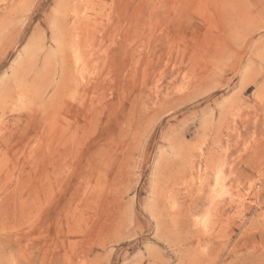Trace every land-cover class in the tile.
Instances as JSON below:
<instances>
[{"label":"rangeland","instance_id":"obj_1","mask_svg":"<svg viewBox=\"0 0 264 264\" xmlns=\"http://www.w3.org/2000/svg\"><path fill=\"white\" fill-rule=\"evenodd\" d=\"M58 2L0 0V264H264V0H90L83 75Z\"/></svg>","mask_w":264,"mask_h":264},{"label":"bare ground","instance_id":"obj_2","mask_svg":"<svg viewBox=\"0 0 264 264\" xmlns=\"http://www.w3.org/2000/svg\"><path fill=\"white\" fill-rule=\"evenodd\" d=\"M19 3V2H18ZM88 3H90V0H59L58 2V15H60L59 17V21H60V26H58V31H57V38L55 40V43L57 44V47H59V49L61 50V52L64 53L65 55V63H64V72L65 73H70V74H75V75H81L84 71L89 70V67L87 65V61H86V55L88 54V50H86L87 48H84V29H86V27H88L89 25V21L88 20H92L90 19L89 14L87 13L90 6H88ZM83 4V9L82 10H75L77 8L78 5H82ZM93 4V3H92ZM101 4V3H100ZM18 5V4H17ZM102 5H104L102 3ZM105 7V5H104ZM103 8V7H102ZM93 10V9H92ZM100 10V9H99ZM102 10V9H101ZM95 14V13H94ZM93 16V15H92ZM98 16V15H97ZM68 21L70 23H68ZM101 21V20H100ZM98 22V21H97ZM108 22V20L106 21ZM90 23L92 24V22L90 21ZM96 23V20H95ZM94 23V24H95ZM90 24V25H91ZM98 25V24H97ZM94 26V25H93ZM90 28H88L89 30ZM93 30V29H92ZM87 31V30H86ZM73 32V33H72ZM88 33V32H87ZM90 34V33H89ZM91 37V36H90ZM86 39V37H85ZM91 40V38H89ZM87 40V39H86ZM89 40V41H90ZM91 43V42H90ZM88 42V44H90ZM87 44V45H88ZM90 48V47H89ZM31 51H33L32 48H27L24 51V54L26 56L29 57L31 53ZM95 51V50H94ZM95 55V52H93ZM91 54V53H90ZM32 57V56H31ZM90 58V57H89ZM96 58V57H95ZM92 59V58H91ZM89 60V59H88ZM95 63V62H94ZM23 62L19 63V67H22ZM93 64V63H92ZM95 65V64H94ZM91 67V66H90ZM94 67V66H93ZM95 68V67H94ZM92 68V69H94ZM72 74V75H73ZM83 75V74H82ZM133 75V74H132ZM27 74L23 71L21 72L20 69H18L17 71H15L12 75V80H11V85H10V89H12L10 91V93L15 94L17 97V102L18 103H24V104H20V105H26L27 102L31 101V97H37L41 91V88L44 86V82L45 79H43L44 74L39 75V77H37L35 80H31V82H27ZM92 76V75H91ZM26 77V78H25ZM9 81V80H8ZM7 81V82H8ZM30 81V80H28ZM9 93V94H10ZM9 97V95H7V93H3L0 95V101H2V106L6 103V97ZM6 98V99H5ZM33 100V99H32ZM34 102V100H33ZM23 107V106H22ZM51 127L47 124V134L49 136V134L51 133ZM45 129V131H46ZM44 131V132H45ZM200 148V147H199ZM198 148V149H199ZM199 152V151H198ZM203 153V152H202ZM193 156V155H192ZM205 156V155H204ZM195 158V157H194ZM193 158V159H194ZM204 158V157H203ZM199 159V158H198ZM195 160V159H194ZM208 160V159H207ZM210 161L207 162V164L203 165L202 161L200 159L199 163L197 165H192L193 161H191L190 163V171H188V174L190 173L191 175L194 176L195 179H198L199 183L202 185H204V180L205 178L209 175L208 173L212 172V178H209L210 180L213 181V186L219 188L220 191H222L224 189L225 184H224V179H223V173L220 167H222L221 165H218L217 160H213L210 159ZM186 161V160H185ZM189 161V160H187ZM205 161V160H204ZM206 163V162H205ZM188 165V163H187ZM230 167V166H229ZM210 168V169H209ZM231 168V167H230ZM187 174V175H188ZM211 174V173H210ZM4 175V174H3ZM45 176V175H44ZM191 176V177H193ZM190 177V176H189ZM43 178V177H42ZM46 179V178H45ZM191 179V178H190ZM208 179V178H207ZM42 180V179H41ZM48 178L46 181L43 180V182H47L48 183ZM192 182V181H191ZM209 182V180L207 181ZM42 183V181H41ZM193 183V182H192ZM195 183L198 184V182ZM46 184V183H45ZM209 184V183H208ZM207 184V185H208ZM211 184V183H210ZM43 185V184H42ZM47 186V185H46ZM209 186V185H208ZM252 186V185H251ZM50 187V186H49ZM48 188V187H47ZM88 188V187H87ZM202 190V187H200ZM210 189V188H209ZM215 189V188H213ZM229 189V187H228ZM253 189V188H252ZM251 189V191H252ZM30 190V189H29ZM48 191V190H47ZM219 191V194H220ZM238 192V191H237ZM222 193V192H221ZM230 193V190H229ZM236 193V192H235ZM213 194V193H212ZM232 194V193H231ZM251 194V193H250ZM217 194H215L214 196L216 197ZM222 195V194H221ZM228 195V194H226ZM225 196V195H224ZM209 197V196H208ZM223 196H220V198H222ZM212 198V197H211ZM214 198V197H213ZM232 198V197H231ZM175 199V198H172ZM176 201V199L174 200ZM212 201H217V200H212ZM22 202V201H21ZM33 202V201H32ZM177 203L179 202L178 200L176 201ZM174 202V203H176ZM231 203L234 202L233 204H231L229 206V214H235L240 212L241 210L250 207L245 200V197L241 194H237L236 198L231 199L230 201ZM31 203V202H30ZM218 203V202H216ZM213 204V203H212ZM227 204V203H226ZM171 205V204H170ZM176 205V204H175ZM218 205V204H216ZM212 206V205H211ZM220 207V205H218ZM171 208V207H170ZM176 208V207H175ZM174 208V209H175ZM217 208V206L215 207V209ZM172 209V208H171ZM173 209V210H174ZM178 209V208H177ZM223 209V208H222ZM225 209V208H224ZM223 209V211L225 212V210ZM221 210V209H220ZM259 210V209H258ZM175 211V210H174ZM177 211H175L174 213H176ZM222 212V211H221ZM245 212V211H244ZM220 213V212H219ZM208 214V213H207ZM211 214V213H209ZM174 215V214H173ZM214 215V214H213ZM222 216V213L220 214ZM218 216V215H216ZM220 216V217H221ZM237 216V215H235ZM234 216V217H235ZM239 216V214H238ZM241 217V216H240ZM207 215H204L202 217V219L196 223H198V227H206L208 226L207 221L209 222V219H206ZM230 218V217H229ZM228 218V219H229ZM233 218V217H232ZM226 219V218H225ZM226 219V220H228ZM194 220V219H193ZM216 220V218H215ZM219 220V219H217ZM231 220V218H230ZM219 222V221H218ZM216 223V222H215ZM215 223H214V227H215ZM195 224V223H193ZM224 224V223H223ZM196 225V224H195ZM213 226V225H212ZM220 226V225H219ZM223 227H226L223 226ZM223 229V228H222ZM227 229V228H225Z\"/></svg>","mask_w":264,"mask_h":264}]
</instances>
